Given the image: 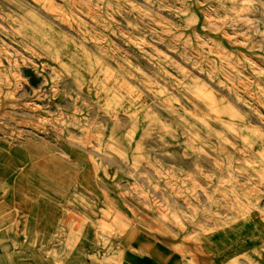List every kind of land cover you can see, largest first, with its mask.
<instances>
[{
  "label": "rangeland",
  "instance_id": "1",
  "mask_svg": "<svg viewBox=\"0 0 264 264\" xmlns=\"http://www.w3.org/2000/svg\"><path fill=\"white\" fill-rule=\"evenodd\" d=\"M53 158L71 231L264 264V0H0V170Z\"/></svg>",
  "mask_w": 264,
  "mask_h": 264
},
{
  "label": "crops",
  "instance_id": "2",
  "mask_svg": "<svg viewBox=\"0 0 264 264\" xmlns=\"http://www.w3.org/2000/svg\"><path fill=\"white\" fill-rule=\"evenodd\" d=\"M40 160L28 185L16 162L12 176L0 170V264H249L146 230L75 233L82 206L69 199V163Z\"/></svg>",
  "mask_w": 264,
  "mask_h": 264
}]
</instances>
